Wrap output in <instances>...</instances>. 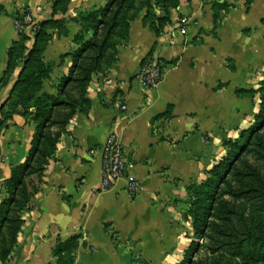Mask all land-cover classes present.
Wrapping results in <instances>:
<instances>
[{
  "label": "crops",
  "instance_id": "obj_1",
  "mask_svg": "<svg viewBox=\"0 0 264 264\" xmlns=\"http://www.w3.org/2000/svg\"><path fill=\"white\" fill-rule=\"evenodd\" d=\"M55 1L1 0L6 14L0 15V84L9 52L22 35L10 14L27 9L36 21H46ZM214 1L181 0L172 23L159 36L145 18L146 10L132 22L115 65L93 76L89 111L72 118L42 176L31 177V201L21 214L17 246L5 264H60L58 248L73 239L77 246L72 264L185 261L193 243V227L183 209L188 187L208 179L225 151L226 137L238 138L257 113L256 102L240 91L251 90L242 77L247 78L246 71L262 52L254 45L264 47V0H252L248 9L239 1L217 29ZM104 5L105 0H68L67 12L55 15L66 21L67 33L50 32L43 60L52 64V72L41 93L55 94L70 73L81 30L75 19ZM183 17L198 24L182 32L178 21ZM28 36L27 47L32 48L35 40ZM153 55L161 57L166 68L163 80L150 90L139 74ZM21 73L19 66L0 88V121ZM169 110L171 116H165ZM36 130L31 118L15 114L0 133V206L8 198L5 188L12 169L28 160ZM112 132L124 143L127 174L141 185L135 197L127 191V179L112 190L100 188L97 149Z\"/></svg>",
  "mask_w": 264,
  "mask_h": 264
},
{
  "label": "trees",
  "instance_id": "obj_2",
  "mask_svg": "<svg viewBox=\"0 0 264 264\" xmlns=\"http://www.w3.org/2000/svg\"><path fill=\"white\" fill-rule=\"evenodd\" d=\"M180 1L105 0L103 7L76 18L74 22L81 30L75 38L77 49L71 54L73 64L69 75L59 82L55 94L41 93L44 81L52 72V64L44 62L43 52L52 30L67 33L66 21L56 19L55 15L67 12L68 0H56L52 17L38 23L33 33L35 42L32 48L27 47L30 39L28 32L21 33L20 41L9 52L8 70L0 84V88L7 86L15 70L22 66V73L4 105L6 110L0 121V133L15 114L31 118L37 124V130L27 162L13 168L12 176L6 182L8 198L0 206V260L3 264L10 260L17 246V237L23 225L21 214L32 197L29 189L31 177L42 176L56 153L63 130L72 118L78 112L89 111L88 87L93 76L104 74L115 65L120 48L129 38L132 22L144 10L147 11L145 18L159 36L172 23V13L179 9ZM245 2L250 6L252 0ZM228 8L226 0L213 4L215 29L224 18L219 11L227 9L228 14L231 12ZM28 13L25 9L23 14L15 12L10 16L23 21L24 15ZM1 14H6L2 3ZM240 93L255 97L257 91L242 90ZM263 96L260 113L255 116L254 123L242 130L235 141H224L229 149L209 172L208 179L188 187V197L196 198V201L191 203V208L184 214L185 219H192V227L197 235L224 242L230 248L236 246L242 234L237 223L242 218L241 208L244 209L247 203L264 202ZM165 116H171V110ZM76 240L58 248L57 254L62 255L60 264H72ZM217 250L212 248L213 253ZM192 251L193 246L187 252L184 262L200 264L190 263Z\"/></svg>",
  "mask_w": 264,
  "mask_h": 264
},
{
  "label": "rangeland",
  "instance_id": "obj_3",
  "mask_svg": "<svg viewBox=\"0 0 264 264\" xmlns=\"http://www.w3.org/2000/svg\"><path fill=\"white\" fill-rule=\"evenodd\" d=\"M224 1L225 0L214 1L212 3V7L214 3H223ZM239 1L241 0H226V3L229 5L228 10L231 11L236 8ZM245 7L247 9L249 8V6L246 5V2ZM219 12L221 16H225L227 9L221 10ZM263 20L264 18L261 20V23L264 25ZM254 46L258 48V51H262L263 54H261L262 52L258 53L255 61L256 65L252 66L251 71H246L247 78L242 77V79H248L247 81H249L246 83L245 87L249 86L251 87V90L257 91L256 96L252 97V100L256 102V115H258L260 113V107L263 103L262 95H264V47H262L261 43H258ZM243 72L244 71H242V73ZM255 118L256 117L252 118L253 122H250L251 125L254 123ZM262 133L264 134V129L262 130ZM236 139V136L230 139L226 137L225 141H235ZM224 148L225 151H223L221 156H219V161H221L223 157H225L226 151L229 149V146L226 147L224 145ZM215 165L211 167L210 171L214 168ZM193 201L195 202L196 198L191 199L187 197L185 208H183L185 210V213L189 211V209L191 208V203ZM245 206L246 207L244 209L243 207L241 208L242 218H240V221L237 222L242 234L239 236L236 246H233L232 248H230L229 246H225L224 242H217L211 239H207L204 236L197 235L196 231L192 230L194 245L193 243L191 244V248L193 246V254L191 256L190 263L198 262L200 264H264V202L247 203ZM188 220L191 221L192 224V219L188 218ZM246 233H248V235ZM249 233H251V236H249ZM191 248H189L188 251ZM212 248H217V252L213 253ZM180 264L189 263L182 262Z\"/></svg>",
  "mask_w": 264,
  "mask_h": 264
},
{
  "label": "built area",
  "instance_id": "obj_4",
  "mask_svg": "<svg viewBox=\"0 0 264 264\" xmlns=\"http://www.w3.org/2000/svg\"><path fill=\"white\" fill-rule=\"evenodd\" d=\"M38 21L28 13L24 15L23 21L15 20V28L19 33L28 32L33 33L38 28ZM198 24L196 19L183 17L179 19L178 26L182 32H186L187 29ZM26 26V27H25ZM28 27V28H27ZM165 63L161 57L153 55L148 57L141 68L139 77L147 89H154L157 87L164 78ZM126 107H122L125 110ZM101 155V190H112L117 182L122 179H127V191L131 197H135L141 191V185L135 178L130 177L128 172V158L125 150L124 143L120 139L116 132H112L105 143L97 149ZM91 153H95L92 151ZM4 162V159L0 152V165Z\"/></svg>",
  "mask_w": 264,
  "mask_h": 264
}]
</instances>
